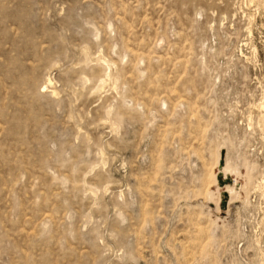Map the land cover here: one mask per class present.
<instances>
[{
	"label": "rangeland",
	"instance_id": "374dc122",
	"mask_svg": "<svg viewBox=\"0 0 264 264\" xmlns=\"http://www.w3.org/2000/svg\"><path fill=\"white\" fill-rule=\"evenodd\" d=\"M0 264H264V0H0Z\"/></svg>",
	"mask_w": 264,
	"mask_h": 264
}]
</instances>
